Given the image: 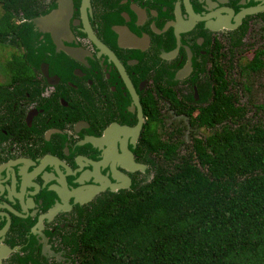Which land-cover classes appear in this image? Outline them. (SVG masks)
Returning a JSON list of instances; mask_svg holds the SVG:
<instances>
[{"label":"flooded vegetation","instance_id":"af4514ba","mask_svg":"<svg viewBox=\"0 0 264 264\" xmlns=\"http://www.w3.org/2000/svg\"><path fill=\"white\" fill-rule=\"evenodd\" d=\"M38 2L26 46L0 47V264H82L90 222L163 163L152 121L172 140L223 73L238 94L264 0H73L65 30L35 22L58 9Z\"/></svg>","mask_w":264,"mask_h":264},{"label":"trees","instance_id":"16d2710c","mask_svg":"<svg viewBox=\"0 0 264 264\" xmlns=\"http://www.w3.org/2000/svg\"><path fill=\"white\" fill-rule=\"evenodd\" d=\"M37 4L0 0V47L26 46L30 28L19 22L38 14ZM241 59L237 86L251 93L264 48ZM216 89L207 106L182 114L188 126L172 140H162L158 116L152 121L147 135L163 163L151 183L116 197L90 222L82 264H264V104H250L252 116L224 73Z\"/></svg>","mask_w":264,"mask_h":264},{"label":"rangeland","instance_id":"374dc122","mask_svg":"<svg viewBox=\"0 0 264 264\" xmlns=\"http://www.w3.org/2000/svg\"><path fill=\"white\" fill-rule=\"evenodd\" d=\"M254 37H252L249 42L248 45H246L245 47L242 48L241 53L238 54V56H241L246 60H250L253 59L254 53L256 49H259L261 47L264 48V40L257 38L256 42H253ZM248 46H252L250 48H248ZM0 56L3 57L4 59L8 58V54L7 51H5L4 49L0 48ZM242 60V59H241ZM243 61V60H242ZM238 77H236V79L239 81L240 76H239V69L237 72ZM251 87H252V91L251 93H245L244 90L237 88V93L241 98V102L245 105H249L250 108H252V116L253 113L256 112V107L255 106H251L250 104H255V105H263L264 104V73L261 74L260 76H257L255 78H253L251 80ZM171 117V116H170ZM173 118L171 119V122L173 123V125L175 126H186L187 122L186 120H184L183 118H178L176 116H172ZM200 136H204V132H198L197 133ZM185 141L188 145L191 144V139H190V133H186V137H185ZM185 150V149H184Z\"/></svg>","mask_w":264,"mask_h":264},{"label":"water","instance_id":"95a60500","mask_svg":"<svg viewBox=\"0 0 264 264\" xmlns=\"http://www.w3.org/2000/svg\"><path fill=\"white\" fill-rule=\"evenodd\" d=\"M58 9L51 11L47 16H41L35 20V22L41 25L42 28L49 30H56L61 28L65 30L68 28L69 18L66 22L65 14L69 13V10H72L73 0H58ZM61 24V27H60Z\"/></svg>","mask_w":264,"mask_h":264}]
</instances>
